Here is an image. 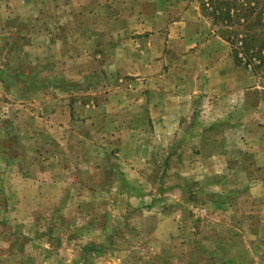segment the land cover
Masks as SVG:
<instances>
[{
    "label": "rangeland",
    "instance_id": "obj_1",
    "mask_svg": "<svg viewBox=\"0 0 264 264\" xmlns=\"http://www.w3.org/2000/svg\"><path fill=\"white\" fill-rule=\"evenodd\" d=\"M201 4L0 0V155L69 196L24 237L0 227V264H264V77L234 64ZM152 75L185 112L169 134L138 122L125 169L84 109L144 104Z\"/></svg>",
    "mask_w": 264,
    "mask_h": 264
},
{
    "label": "crops",
    "instance_id": "obj_2",
    "mask_svg": "<svg viewBox=\"0 0 264 264\" xmlns=\"http://www.w3.org/2000/svg\"><path fill=\"white\" fill-rule=\"evenodd\" d=\"M163 80L161 76L156 77L154 75L146 80V84L150 88L148 92L151 98L149 101L145 100L144 104L140 100L129 105V109L116 108L114 114H109L110 111L102 107L98 109L86 107L84 109L88 110L85 128L86 126L89 128V136L95 135V139L101 145L104 144L106 139L110 138L109 143L117 148L120 159L126 162L125 169L129 166L132 168V166H135L134 161L138 162L140 160L139 154L135 153L138 152V141L132 134V128L138 122L143 123V120H146L153 129L164 128L168 130L177 125L183 118L185 111L180 107L181 102L179 103L183 98L182 95L164 91ZM134 91L138 92V89ZM137 95L140 94L135 96ZM183 101H185V97ZM57 111L59 114L52 115L55 122L67 123L70 121L69 112H66L63 108H59ZM89 114L92 118H89ZM167 130L163 134H169L170 131ZM82 136L84 139L89 137L85 134ZM104 156L99 153L96 154V157L91 158L97 165L106 161L103 160ZM11 160L5 155H2V157L0 155V194L5 200L3 214L0 216V227L7 229L5 231L6 235L3 233L2 237L18 239L24 237L21 233L16 234L18 226H26V228L32 224L34 226L36 223L35 215L44 213L51 216L54 206L59 202L64 203V201H67V198H69L68 191H66L68 184L63 180L56 179L42 181L36 175L25 174L21 165L15 163L17 160L13 159V162ZM48 170L52 175L57 174L53 167ZM94 170H96L94 174L100 175L103 173L98 168ZM76 174H82L81 169ZM125 174L131 175L132 172L127 171ZM47 218L44 217L43 220H49ZM50 220H52V217ZM57 220L55 217V221ZM29 231L31 232V230ZM39 235L41 233H38Z\"/></svg>",
    "mask_w": 264,
    "mask_h": 264
},
{
    "label": "trees",
    "instance_id": "obj_3",
    "mask_svg": "<svg viewBox=\"0 0 264 264\" xmlns=\"http://www.w3.org/2000/svg\"><path fill=\"white\" fill-rule=\"evenodd\" d=\"M201 6L222 27L234 64L264 77V0H202Z\"/></svg>",
    "mask_w": 264,
    "mask_h": 264
}]
</instances>
